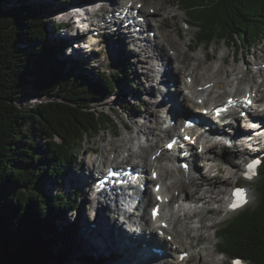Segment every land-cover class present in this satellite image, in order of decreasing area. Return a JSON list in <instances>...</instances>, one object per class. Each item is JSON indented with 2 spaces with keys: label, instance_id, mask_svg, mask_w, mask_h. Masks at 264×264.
I'll return each instance as SVG.
<instances>
[{
  "label": "trees",
  "instance_id": "1",
  "mask_svg": "<svg viewBox=\"0 0 264 264\" xmlns=\"http://www.w3.org/2000/svg\"><path fill=\"white\" fill-rule=\"evenodd\" d=\"M10 1L0 0V264H64L75 233L68 213L83 206L78 190L46 194L44 181L55 178L60 186L77 167L85 143L116 125V110L94 105L121 92L131 74L129 61L112 76L88 75L68 60V44L49 42L48 4L18 1L4 9ZM179 2L197 29L191 49L218 41L245 48L264 40V0ZM28 97L50 100L22 108L20 100ZM41 137L44 149L36 139ZM256 189L258 205L216 233L220 253L247 264H264V170ZM81 261L97 264L90 254Z\"/></svg>",
  "mask_w": 264,
  "mask_h": 264
},
{
  "label": "rangeland",
  "instance_id": "2",
  "mask_svg": "<svg viewBox=\"0 0 264 264\" xmlns=\"http://www.w3.org/2000/svg\"><path fill=\"white\" fill-rule=\"evenodd\" d=\"M24 3V4H30L33 6H37L39 4H48L49 9L46 11V19L49 20V42H56L60 41L63 44H69V47L65 48L68 60L74 59L76 61V64L81 66L85 69L86 73L88 75H91L92 73H107L109 75H114L116 72L119 71V66L123 64L125 61H129L127 66L129 67L130 76L126 79V82L120 85L117 89V91H121L119 94L112 95L105 103H99L95 104L94 108H96L98 111L102 112H108L112 113L113 110H116V125L111 126L109 130L103 131L102 133L95 135L92 140H88L87 143H85L86 149L83 154L79 153V160L77 163V167H75L74 171H71L69 174L66 175L64 178L62 184L59 186L57 184L58 180L55 178H52L50 181L45 180L44 181V192L46 194L50 195H58L60 193L68 194L69 192L72 193L75 190H78V193L80 194V200L82 203L81 208H79L77 211H74V213H68V217L70 222L74 224L75 227V233L69 238L68 244L70 252L69 255L65 258L64 264H83L82 258L86 257L88 254L95 256L97 258V264L98 259L104 260L102 264H121V262L115 261L111 259V253H109L110 248H112V245L108 243L106 245V249H104L101 246V242H109L110 240V233L113 234L115 232V228L121 229L119 226L115 224V222L122 219L119 215L115 214L110 215L106 217V221L103 222V210L106 206L99 205L96 203V201L92 198V188H93V174L91 175V164L97 161H100L101 165L107 163V165H126L124 158L127 157L129 154V148H132L134 151H139V146L142 144V140L146 139L147 144L153 146L152 149L148 152L147 157L150 159L152 158L153 154L157 151V148L155 147L156 141H157V134L160 133V130L166 128V125L170 123V119L172 117H167V109L169 108V104H171L170 101L165 102L168 97H166V94H169L170 99L173 101H178L182 103L183 98L181 96V93H179L178 85L175 86V84L167 82L164 83L165 79L168 77H164L166 75V71L169 69V65L171 64V61L169 59V56L161 53V51H155L158 50L156 48L151 49L152 54L158 58H160L162 61H164V64H166L163 70L162 74L159 72L153 71L158 70V66H155L156 64L154 61L149 59L147 57V54H139L136 50H133L135 48L130 44V42L124 37L119 35V32H115L114 30L110 29L108 31H103L99 34V40L100 45H97L95 48L88 49L86 48H80L78 45L71 46L70 39H75V42L79 39V37H76L74 34L77 33L76 28L73 29L71 27H65V29H62L61 27L58 28V24L60 23H66L67 16L65 13H69L68 10L70 6H80L86 3L89 0H11L8 4L5 5L4 9H8L9 7H13L16 5V3ZM91 1V0H90ZM174 1V2H173ZM159 0H142V3L144 4V10H147L148 12H151V7H154L155 12L157 8L159 7L158 3ZM166 6L169 7L167 12L164 14V17L168 18V23L170 26H167L164 28V31L166 34L170 35L169 37L174 39V42L176 45H178V54L185 52L187 55L195 56V57H201L203 59L204 66L200 70L201 75L205 74L206 68L220 70L219 73V80H229L226 83V86L224 89H217L218 94H222V97L220 100L224 103L226 101V98L228 96H231L232 92L231 90L236 87L239 89V93L237 94V97L239 95L243 97L245 95V89H250L249 84L253 85L255 82H263L264 81V40L259 42L257 45H249L245 46V48H241L240 46H234L231 43L228 45L227 41H218L213 42L210 48H205L203 46H200L196 49H191L193 46V40L197 33V29L194 27H191L189 25L191 23L190 18L185 13L182 8H180V2L179 0H163ZM94 5V4H93ZM91 10L94 9L95 6H91ZM111 7V5H109ZM158 11V10H157ZM72 14V13H71ZM150 14V13H149ZM162 13L158 12L154 15L152 26H157L158 24H162L163 17L160 15ZM76 18V17H75ZM98 18V20H96ZM109 18L108 13L104 11H99L98 16H93L92 20L95 23H98V21L104 23L106 19ZM162 18V19H161ZM110 19V18H109ZM163 26V24H162ZM85 27L84 25H81V28ZM79 28V30H83ZM61 29V30H59ZM95 32V31H94ZM81 33V32H80ZM79 33V35H81ZM98 33V32H97ZM96 34V33H95ZM95 34L93 36H95ZM171 45L173 43H170ZM170 45V46H171ZM173 46V45H172ZM133 47V48H132ZM240 47V50L239 48ZM249 47V48H248ZM82 49V51L80 49ZM170 54L176 55L177 53L174 50V47H170ZM240 51V52H239ZM226 59V64L223 65L224 60ZM150 62V63H149ZM184 63H179L175 65L176 67L182 65ZM191 64H195L193 60H189L184 64V70L187 69V67ZM216 67V68H215ZM219 67V68H218ZM260 67V68H259ZM153 69L152 72L149 71V69ZM204 68V69H203ZM218 68V69H217ZM239 68L240 71L237 74L233 73H227V71H230L231 69ZM155 76V77H154ZM160 79V81L155 80V78ZM236 77L242 78L243 82L236 83ZM169 78H171V75L169 74ZM205 78V79H204ZM163 79V80H162ZM202 79V78H201ZM169 80V79H167ZM188 80L186 77V74H182L181 80H180V87H182L183 93L188 94V91H186V85L185 82ZM208 80H215L214 78L210 77H203L202 80L197 81L196 84H205ZM164 81V82H163ZM216 81V80H215ZM231 83V85H228ZM201 86V85H199ZM241 89V90H240ZM25 94H30V91L28 89L25 90ZM186 94V95H187ZM233 95V94H232ZM120 97V98H115ZM212 97V96H210ZM209 97V98H210ZM50 98H36L32 99L30 97L23 98L20 100L19 105L22 108H28L32 107L36 104H39L40 102L49 101ZM167 101V100H166ZM197 102V100H195ZM199 101V99H198ZM195 102V103H196ZM142 105V106H141ZM263 105H264V96H263ZM141 106V108H138ZM198 107L193 110H203ZM207 107H211V104H208ZM206 110V109H205ZM263 114V115H262ZM259 117L264 119V113H262ZM237 117H240V113H237ZM158 118L160 119L161 123H158L159 128H154L155 135L148 140L146 136L142 132H137L136 130V124H142L143 122L149 120L147 123L151 126L157 127L156 123ZM170 118V119H169ZM173 119V118H172ZM243 130L244 127L241 126ZM167 131L163 130V138L160 142L161 151H164L162 153V164L168 165L170 162L169 160L172 159V154L168 153L166 151V142L168 140ZM259 135L264 134V130ZM257 134V135H258ZM128 136H135L133 141L131 143H128L126 146L122 144V141L125 140ZM233 139L232 135L225 136L224 139L219 141V146L214 150H212L210 153H208L205 158H215V161H217V164H221L222 166H228V164L225 163V159H233L235 158V154L237 152V145L233 148H229L226 144V138ZM254 136L253 134L251 137ZM257 137V136H254ZM262 136L260 139L262 141H254L252 154L247 155L243 157V159L239 160L240 163V169H235V175L231 177V180L233 181L232 185H228L225 188L226 199L229 197L231 193V189L235 185H243V187H246L249 190L250 198H249V204L242 209L243 211L245 209H253L258 205V198L259 194L256 189L257 184V177L253 180H244L242 178V172L245 166V161H247L250 157L255 155L256 153H260L264 151V143H263ZM35 139V138H34ZM38 143L44 148H46V141L41 138H36ZM250 139V138H249ZM234 140V139H233ZM250 147V146H249ZM143 150L138 153V155L135 157V159L128 161L127 163L131 164L132 166H135L138 161L146 162V159L143 157L142 153ZM104 155V156H103ZM168 158V159H167ZM105 160V161H104ZM205 159H199L197 161V167L200 170V173L205 174L207 170V163H205ZM142 163V162H140ZM191 163V162H190ZM264 170V163L261 167L260 174ZM216 173V172H215ZM87 177L88 180H90L89 185H84V178ZM82 177V179H81ZM188 180L190 179V176L187 177ZM184 184H186V176L183 178ZM174 181V180H168L167 182ZM185 187V186H184ZM88 189V193L90 196H87L85 194L86 190ZM187 192L184 190L181 192V190L174 191V196H181L186 201L185 205L188 207H191L193 205L199 204V202H192L189 200V195L191 193L188 191V187H185ZM88 194V195H89ZM182 194V195H181ZM87 197L90 199L87 201ZM190 201V202H187ZM179 202V201H178ZM180 203V202H179ZM178 204L170 205V209H177ZM191 205V206H190ZM200 205V204H199ZM220 205L213 204L211 207L214 209L219 208ZM242 210H239L237 212L228 213L227 211V202L225 200L223 204V208L221 211L215 213L214 211H208L203 212L202 216L205 218L203 223L206 226H211L209 228L207 233H203L205 238L206 236H209V241L204 240H197V238H193L192 236H184L182 235V240L184 244L187 247V250L190 252V254H198L199 252L197 250H201L202 247H207L214 252V258L219 260V263L221 264H231L229 261V258L225 254H221L219 251H215L214 248L219 246V239L216 235V233L227 224V222L231 221L236 214L241 212ZM151 210L149 209L146 213L147 215H150ZM101 216V218L99 217ZM198 216V217H197ZM199 215H196L194 217V222L197 224L199 220ZM133 219H135L133 217ZM136 220V219H135ZM223 220V221H222ZM220 221H222L220 224H218ZM62 225L66 226V223L62 221ZM124 225V224H123ZM125 226V225H124ZM111 229V230H110ZM112 231V232H111ZM129 235V234H128ZM168 235V234H167ZM102 236V237H100ZM132 239V235H130L128 238ZM174 238L173 236H171ZM176 238V237H175ZM180 238V240H181ZM197 248V250H196ZM115 248L113 247L112 250ZM105 250V251H104ZM163 250V249H159ZM124 251V250H123ZM122 251V252H123ZM192 252V253H191ZM189 254V253H188ZM82 255V256H81ZM81 259V260H80ZM169 257L165 260H168ZM196 260V261H195ZM194 260V264H201V260L196 257ZM115 261V262H114ZM246 264V263H245Z\"/></svg>",
  "mask_w": 264,
  "mask_h": 264
},
{
  "label": "bare ground",
  "instance_id": "3",
  "mask_svg": "<svg viewBox=\"0 0 264 264\" xmlns=\"http://www.w3.org/2000/svg\"><path fill=\"white\" fill-rule=\"evenodd\" d=\"M105 1H108L109 4L106 6L104 5V7L102 9H104L108 13L111 11V8L109 7L110 3H111V5L114 4V5H117L119 7H122V8H124V10L127 9V6H129L131 3H134V6H132L130 8L131 11L137 9V6L139 5V3H142V0H91V1L89 0V2L91 4H94V5L97 2H104L106 4ZM159 1H160L158 3L159 7L157 8L158 11L156 10L155 13H158V12L162 13L160 15H162V17H163V20L161 21L163 26H162V24H158L157 26H152L153 24L151 23V21H153L154 16L149 14L147 10H144V8H142L141 12L143 15H145L147 17V20H148L147 23L152 28V31L156 32L155 39L151 40V42H150L151 46L158 49L155 51H159V52L161 51V53L168 55L169 59L171 61V64L169 65L170 67L166 71V75H164V77H168L167 79H169V74H170L171 80L169 79V81H168L166 78H164L165 82L164 81L163 82L167 83V82L172 81L175 84V86L178 85V87H179L178 91H179V93H181V96L184 97L182 103H180L178 101H173L170 99V96H169L170 92L168 94H166V97H168V98L166 99L167 101L164 100V103L168 102V101L171 102V104H169V106H168L169 108H166L168 110L167 111V113H168L167 117H172L174 121L181 122L186 117L190 118L191 116L196 115L197 110H195V112H193V110L198 107L197 106L198 104L195 100H198L199 98H202L204 100V106L201 105L200 108H202V106H203V109H207L208 104H211L212 106H216L215 109L216 108L218 109L222 103V100H220V98L222 97V94H218L217 89H224L226 86V83L229 80L218 81L219 75H220V73H219L220 70L214 71V69H210V68H206L205 74L201 75L200 70L204 66L203 59L201 57L190 56V55H187L185 52L179 53V54L177 53L179 51L178 45H176L174 42V39L169 37L170 35L166 34L164 31L165 27L170 26L168 23L169 22L168 18L164 17V14L167 12L169 7L165 5L163 0H159ZM89 2H87V3H89ZM151 8L155 9L154 7H151ZM79 23L69 22L68 27H71V28L75 27L76 28L79 25ZM170 43H173L172 44L173 46ZM131 44L138 46V40H134V41L132 40ZM170 47H174V50H176L175 52L177 53L176 55L169 53V51L171 50ZM138 51L141 54H147V57L149 59H151L152 61H154V63L156 64L155 66L159 67L157 71L162 74V70L164 68H166V67H164L166 65V64H164V61H162L160 58L154 56L152 54V51H150V49L147 47H145V48L141 47V50H138ZM189 60L190 61L193 60L195 62V64H191V66L189 65L187 67V69L185 71H183L184 70V64ZM177 62L184 63V64H183V66L180 65V66L176 67L175 65L177 64ZM226 62L227 61L225 59L223 62V65L226 64ZM152 70L153 69H151V68L149 69V71H151V72H152ZM239 71H240V69L236 68L234 70L231 69L230 71H227V73L228 74L229 73L237 74ZM183 73L186 74L187 78L192 79L190 84L188 82H185L186 90L190 91L189 94H187V95H186V93L184 95L182 87H180V80H181V76ZM203 77L214 78L216 81L215 80H208V81H206L205 84L202 83V84L197 85L196 82L202 80ZM156 79H157V77L155 78V80ZM157 81H160V79H157ZM237 82L238 83L243 82L242 78L236 77V83ZM210 84H211V87L206 89V86H208ZM199 85H201V86H199ZM228 85H231V83H229ZM249 87H250V89H248V90L245 89V92H246L245 96L247 97V95L249 93L250 94H257L258 97H257L256 102H260L261 104H263L264 82L263 83L255 82V83H253V85L249 84ZM231 92L233 95L231 94V96H228L227 100L229 98L237 99V94L239 93V89L234 87L231 90ZM210 96H212V97H210ZM225 104H227V101L223 105H225ZM215 109H213L212 112ZM212 115H213V113H212ZM260 115H261L260 112L255 114L256 117H259ZM203 120L206 123L205 127L209 126L210 132L212 130V132L210 134L212 136V138L209 139V141H213V144L208 147L207 153L204 154L202 157L199 158L198 155L194 156V158L192 160V165H191L192 167L190 168V171L188 172V176H190V179L188 180V178H186L187 186L183 182V180H184L183 178L185 177V174H184L185 172L182 171L180 168L175 169L170 165H163L161 160H159L158 158L152 160V158L150 159L149 157H147L148 152L153 147L149 144H146L145 147L143 146L144 151H143L142 155L146 159V162H144V164H143V162L138 163V165L135 166L136 169H138L139 167L142 168L141 171H139V172L143 173V175L144 174L148 175L149 173L151 175H153L154 172H157L160 175V179L158 181H154L153 177H148L146 179V181L149 183L156 182L157 184H161L163 186L164 194H167L166 196H169V197L171 195L172 200L178 199V197L174 196V192L172 190H174V191L181 190V192L185 190L187 192L185 187H188V191L191 193V195H189V200L194 202V203L199 202L200 205L199 204L197 205V203H196V205H193V206L190 205L191 207H188L185 205V201H184L183 203L179 204L177 209L171 210V215L167 214V213H162V217L157 222L153 221L151 214L147 215L146 213H144L142 215V218H141L142 222L140 224H138L139 223V217H134L136 220L130 217V218H128V223H127L128 226H127L124 223H122L123 220L122 219L119 220V217H118V220L115 222V224L117 226H119L121 229H118L116 227L115 232L113 234H111V233L109 234L110 235L109 236L110 237L109 242H101V246L104 249H106V245L108 243H110V245H112V248L113 247L115 248L114 250H112V248H110L109 253H111L110 254L111 259L113 258V260L121 262V264H153L152 262H157L159 264H194L195 258L198 257L201 260V264H221V263H219V260L214 258V255H213L214 252H212V250L207 248V247H202L201 250H197V248H196V250L199 253L198 254H190V252L187 250V247L184 244L182 238L184 236H187V237L192 236L193 238H197V240H200V241L201 240H204V241L210 240L209 236H206V238H205V236L203 234L204 232L207 233L209 228H211V226H206L203 223L205 218L202 216V213L205 211L206 212L214 211L215 213H217V212L222 210L223 204H224L225 200H227L225 198L226 194H227V192L225 191V188L228 185L229 186L232 185L233 181L231 180V177L236 174L235 171L233 170V168L240 169L239 160L243 159V157H245L247 155L252 154V150H254V148H253L254 141H262V139H260V138L263 135L261 136L258 134L257 137H255L252 140L251 135L255 131H257V128H253V127L250 128L249 127L245 131V130H243V128H241L240 125L234 127V130L236 132H235V134L232 135V137L235 140L238 149H237V152L234 156L235 158H233V159H229V158L227 159L226 158L225 159V163L228 164V166L226 165L224 167L221 164H217V161H215L214 157L206 159L205 156L208 153H210L214 148L216 149L219 146L218 143L220 140H222V139H218L219 136H227L228 135L227 134L228 132L226 131V126H223V127H225L223 129L224 133L220 134L219 131H217L215 128H213L212 124H210L209 121L210 120L213 121V118L211 116L203 117ZM148 121L149 120L147 119V121L143 122L142 124H136V130H137V132H142L144 134V136H146V138L148 140H150V138L155 135L153 129L159 128L158 123H161V121L158 118L157 123H156L157 127H154L155 125L154 126L149 125L147 123ZM214 123L215 122L213 121V124ZM262 123H263V126H262V128H263L264 127V121H262ZM166 131L168 133L167 135L171 136V139L175 138V136H176L175 132L177 131V128L173 129L171 126H169L168 129H166ZM162 133H163V130L162 131L160 130V133H158L157 137H156L157 141H156L155 147L157 148V151H160V149H161V146H159V145H160V142L162 141V138H163ZM134 138H135V136H128L125 140L122 141V144H124L126 146L128 143H131ZM227 139H229V138H226L225 140H227ZM146 142H147V140H146ZM143 147H142V150H143ZM157 151L155 152V154H157ZM179 152L180 151L173 152V153L171 152L173 162L177 160V158L179 156ZM199 159H205L206 160L205 163H207L206 166H208L205 174H203V175H202V173H200V170L197 167V164H198L197 161ZM180 160H181V158L178 159L179 163H180ZM91 165H92L91 170L96 166H97V168L101 169L100 161H97L95 163L93 162ZM128 165L130 166L131 164L128 163ZM170 179L174 180V181L167 182ZM89 184H90V180H88L87 177L85 176L84 185L86 186ZM95 189H96V186L92 188V191L94 192ZM88 192L89 191L87 189L85 194H87V196H90V194ZM126 192H127V190H126ZM158 195H163V194L161 193ZM158 195L154 194L153 191H149L147 196H146L148 198L149 203L152 204V206H153L152 209L154 208V204H158L157 200H156ZM108 199L110 200L111 197L108 196ZM88 200H90V199L87 197V201ZM213 204H218L220 206H219V208L214 209L213 207H211V205H213ZM170 205H171V203L168 204L165 208H168ZM103 208H104V210H103V222L106 221V217L109 216V214L110 215L112 214L114 216H115V214H117V211H114L110 207H106V208L103 207ZM196 215L200 216L197 224L193 220ZM99 217L101 218V216H99ZM163 222L170 223L167 230H164L162 227H155V225H154V223L163 224ZM162 230L165 231L166 234L173 236V237L175 236L176 238L174 237V240L172 242H170L168 240L169 236L168 237L161 236L160 231H162ZM130 235L133 236L132 239H131V237L128 238ZM182 235H183V237H182ZM100 237H102V236H100ZM180 238H181V240H180ZM154 247L158 248V249H163L162 250L163 253H161L160 255L156 254L155 251H153ZM214 250L218 251L219 247L218 246L215 247ZM186 253H189V258L183 262L181 260V256H182V254H186ZM145 256H148L151 259V262H148V263L142 262V259ZM167 256L169 257V259L164 260Z\"/></svg>",
  "mask_w": 264,
  "mask_h": 264
},
{
  "label": "snow or ice",
  "instance_id": "4",
  "mask_svg": "<svg viewBox=\"0 0 264 264\" xmlns=\"http://www.w3.org/2000/svg\"><path fill=\"white\" fill-rule=\"evenodd\" d=\"M250 167H252V166H250ZM235 195L237 197V203L236 204H233L232 207H237V206H239V204H242V203L245 202L243 191H237L235 193Z\"/></svg>",
  "mask_w": 264,
  "mask_h": 264
}]
</instances>
